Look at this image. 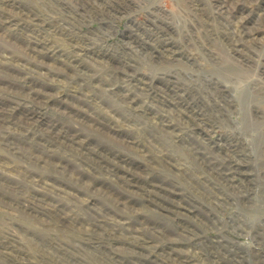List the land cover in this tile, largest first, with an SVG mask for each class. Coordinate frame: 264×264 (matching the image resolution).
I'll list each match as a JSON object with an SVG mask.
<instances>
[{"label": "rangeland", "instance_id": "374dc122", "mask_svg": "<svg viewBox=\"0 0 264 264\" xmlns=\"http://www.w3.org/2000/svg\"><path fill=\"white\" fill-rule=\"evenodd\" d=\"M0 264H264V0H0Z\"/></svg>", "mask_w": 264, "mask_h": 264}, {"label": "bare ground", "instance_id": "6f19581e", "mask_svg": "<svg viewBox=\"0 0 264 264\" xmlns=\"http://www.w3.org/2000/svg\"><path fill=\"white\" fill-rule=\"evenodd\" d=\"M35 127V126H34ZM32 132V131H31ZM61 222V221H60Z\"/></svg>", "mask_w": 264, "mask_h": 264}]
</instances>
